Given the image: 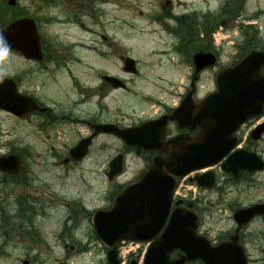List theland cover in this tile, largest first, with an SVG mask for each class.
Masks as SVG:
<instances>
[{"label":"rangeland","instance_id":"obj_1","mask_svg":"<svg viewBox=\"0 0 264 264\" xmlns=\"http://www.w3.org/2000/svg\"><path fill=\"white\" fill-rule=\"evenodd\" d=\"M104 1L94 5V13L88 7L87 14L81 15L89 31L72 24L80 10H75L67 0L53 3L18 0L16 8H8L0 1V26L23 13L34 18L53 61L74 62L78 59L79 63L73 64L72 68L79 77L90 72L85 66L113 73L123 67L118 55L133 57L139 70L137 76L130 77L131 91H113L104 101L108 106L107 115L117 111L131 116L133 112L148 111L154 104L142 100L149 94L157 99L170 100L167 92L159 87L167 86L171 81L188 84L191 64L186 56L195 47L190 41V46L180 47L181 40L186 39L185 32L178 29L179 16H199L200 26L205 23V28L198 27L204 35L200 37V46L216 47L221 56L215 68L201 74L199 97L215 88V76L221 68L238 58L246 36L253 45L264 48V0H245L242 9L235 2L227 8L231 9L227 13L223 12L224 0H171V5L168 0ZM206 13H211L216 21L214 25L200 16ZM251 17L257 18L256 21H250ZM221 28L228 37L225 43L223 35L218 34ZM92 30H97L98 34L104 32L109 41H102ZM214 34L221 45L216 44ZM109 43L112 47L108 49L106 45ZM115 45L117 54L112 55ZM36 67L13 52L0 53V74L24 79L26 88H20L21 91L33 92L39 86V94L50 104L70 109L79 97L66 71L60 69L56 79L51 80L45 73H41L38 79L31 74L22 77L23 72L28 73ZM120 75L128 78L123 72ZM98 82L92 74L90 84ZM72 108L75 114L84 112V107ZM82 133L85 128L76 124L46 128L41 132L34 120L28 122L0 111V154L17 153L23 159V170L16 179L0 172V264H107L106 250L96 239L89 213L109 209L113 197L124 184L135 178L145 159L129 155L126 173L110 183L106 176L108 163L122 146L105 135L82 162L64 164L69 148ZM56 137L66 143L52 147L50 141ZM217 173L218 187L213 190H198L184 180L180 181L177 190L179 197L186 196L197 202L195 211L200 217L199 232L213 241L227 237L235 229L233 212L236 208L264 199V174L245 186L241 183L231 185L219 169ZM32 206L36 209L33 227L22 217L25 213L30 216L26 210ZM245 232L244 243L251 258L250 264H264V219L251 223ZM147 247V244H141L136 249L135 245L136 251L133 252L139 254L141 250L142 254ZM130 248L129 244L121 246L122 261L136 259L131 256L133 252L129 253Z\"/></svg>","mask_w":264,"mask_h":264},{"label":"water","instance_id":"obj_2","mask_svg":"<svg viewBox=\"0 0 264 264\" xmlns=\"http://www.w3.org/2000/svg\"><path fill=\"white\" fill-rule=\"evenodd\" d=\"M11 4L15 0H10ZM35 28L31 20L16 21L6 30L0 31V49L11 48L21 51L27 57L38 58V44ZM215 56L198 53L194 56L197 72L214 65ZM131 64H133L131 62ZM129 67H131L129 65ZM128 67V68H129ZM264 53L253 50L236 66L223 70L217 77L218 91L210 94L196 105L188 101L176 111V115L187 110L191 113V129L199 127L201 135L187 144L175 143L167 161L156 160L155 165L138 183L129 186L116 198L109 211H97L94 227L99 238L108 246V263L120 264L116 244L122 240H154L144 264H186L201 259L205 264H247L242 247L236 242L212 246L210 242L196 233V216L180 208L171 215L163 234L157 235L166 225L170 214L175 182L168 172L183 176L190 171L212 165L220 161L232 149L233 134L250 117L259 114L264 106ZM29 98L18 94L16 85L4 80L0 85V109L8 110L18 116L35 109ZM148 126V125H147ZM145 126V128H147ZM143 128V129H145ZM104 129V128H103ZM108 129H104L107 131ZM264 130L262 127L259 133ZM125 138L123 131H116ZM128 141V140H127ZM90 140H84L72 150L76 160L82 159L88 150ZM129 145H133L129 143ZM135 145H145L136 143ZM146 149H154L144 146ZM223 165L224 170L227 164ZM242 162V159L232 163ZM21 162L16 155L0 158V170L16 174ZM122 172V161L118 157L111 164L109 180ZM211 187L214 179L208 175ZM204 178V177H203ZM256 213H264V206L236 213L240 225L246 223ZM184 252L179 259L170 260L173 251ZM128 264H137L132 261Z\"/></svg>","mask_w":264,"mask_h":264},{"label":"flooded vegetation","instance_id":"obj_3","mask_svg":"<svg viewBox=\"0 0 264 264\" xmlns=\"http://www.w3.org/2000/svg\"><path fill=\"white\" fill-rule=\"evenodd\" d=\"M89 0H71L72 4H75L74 9L81 8L83 9L86 5H88ZM50 2H53L50 0ZM92 11V10H91ZM82 12V11H81ZM79 12V14H81ZM77 20V19H76ZM74 24H78V21H73ZM93 33H97L96 35L99 36L102 41H107L108 38L106 35L102 32L98 34L97 31H92ZM110 47H112V44H110ZM43 49V54H44V60L42 62L38 61H32V60H27L23 58V60L27 62H31V64L37 65L35 70H31L28 73L23 72L22 77H26L25 75H33L35 78H39L41 73H45L47 75L48 79L51 80L56 79V75L58 71L65 70L68 78L72 81V88L77 91L78 94V101L73 104L72 107H84V112L81 114H75L74 108L66 109V108H61L56 105H51L48 104V102L45 101V99L42 97L41 94H39L40 87L38 86L33 92H26V90H22V93L25 95H29L33 97L38 104V110L26 115L25 117L21 118V120H27L30 122L31 120H34L36 127L41 131L44 132L46 128H52V127H57V126H62L66 124H81L82 126L85 127V134L81 136V138L94 135L95 130L94 126L102 123H109L118 126L119 128H134L138 127L142 123L148 121V120H157L161 117L168 116L172 113V110L174 107L178 106L183 98H184V92L186 90H182L180 95L177 93H174L177 98L179 99L178 102L171 103L169 104L168 102L161 103L160 111L156 113L152 112H133L131 116L129 115H123L116 112H111V115H107L106 112L108 110V106L106 107L105 104L103 103L104 100L113 92V91H118V90H123L126 92H129V87H121L115 89L112 85L107 83L105 81V76L106 75H111L117 78L121 79L120 72H123L126 76L131 75L126 72H124L123 67L122 68H117L116 72L110 73L107 71H93V74L95 75V78L99 80L98 84L96 85H91L90 84V79H92V74L85 73L84 77H79L78 75L75 74L73 71L72 65L73 64H78L79 62L75 60L74 62H55L53 61L54 57H52V54L48 49L46 48L45 45L42 46ZM67 50V49H65ZM113 54L116 55V45L113 46ZM56 59V58H55ZM117 59H119L120 62L125 61L126 56L125 55H118ZM57 67L59 69H57ZM85 68H90L89 66H85ZM92 70V69H90ZM13 79L17 82L18 86L20 88H26L24 85V79L18 76L16 79L13 77ZM124 82L128 83L130 80L127 79H122ZM189 92V91H188ZM187 92V93H188ZM195 92V90H194ZM195 94V93H194ZM193 94V98L194 95ZM195 100V99H194ZM108 116V117H107ZM264 123V113L258 117L252 118L248 120L238 131L236 134V139H237V144L235 149L230 152L229 154L236 152V150L241 149L243 151H246L248 153H254L258 159H262L264 161V147L262 146L264 142V133L260 137V139H256L254 135V130L262 125ZM198 131H195L193 133H190L187 130H181L178 128V124L175 121H169L168 124L166 125V131L164 134V140H172L175 137L182 135V134H187L189 137H194L197 135ZM105 135H111V134H97L93 138V145L100 139V137L105 136ZM65 136L66 133H65ZM80 138V139H81ZM60 139H54V141H50L52 143V147L55 145H60L61 142L65 144L66 142H63ZM79 139V140H80ZM68 140V139H67ZM79 140L77 142H79ZM123 148L126 152L131 151L133 152L134 150L129 149L125 145H123ZM139 152V151H138ZM148 157L145 162L142 164V168L139 171V174L136 177L141 176L144 172L148 170L150 165L153 162V159L157 153L154 152H147L145 153ZM160 155L162 157H167L165 153L160 152ZM71 164V163H70ZM260 165H262L260 163ZM220 167V166H219ZM241 167H232L230 170L233 172L232 174H238L239 172V179L235 180L234 176L227 174L228 179L230 180L231 183L235 184H244L245 186L248 184H251L252 182H255L261 174H264L263 171H255V172H249L247 170H240ZM140 178V177H139ZM261 180V179H260ZM247 189V188H246ZM258 203H263L264 199L257 201ZM251 206V205H250ZM262 219V218H260ZM257 219V220H260ZM256 218L253 220L254 222L257 221ZM252 221V222H253ZM248 228L245 227L244 231L242 234H240V240L244 242V236L246 234V229ZM264 252V249H263Z\"/></svg>","mask_w":264,"mask_h":264},{"label":"trees","instance_id":"obj_4","mask_svg":"<svg viewBox=\"0 0 264 264\" xmlns=\"http://www.w3.org/2000/svg\"><path fill=\"white\" fill-rule=\"evenodd\" d=\"M233 2V1H232ZM234 3V2H233ZM232 3V4H233ZM214 24L216 23L213 22ZM178 24H179V28L180 29H188V28H193V25L192 23H190V20L188 18H181L178 20ZM190 36V34L188 33L187 34V37ZM249 42V45L253 46V43L251 41H248Z\"/></svg>","mask_w":264,"mask_h":264}]
</instances>
